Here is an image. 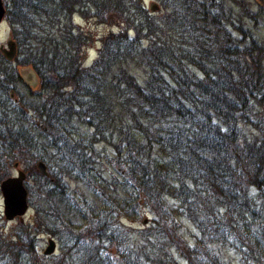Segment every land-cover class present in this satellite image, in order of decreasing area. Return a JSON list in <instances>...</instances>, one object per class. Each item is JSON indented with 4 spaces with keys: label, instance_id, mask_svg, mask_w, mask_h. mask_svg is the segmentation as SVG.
<instances>
[{
    "label": "trees",
    "instance_id": "obj_1",
    "mask_svg": "<svg viewBox=\"0 0 264 264\" xmlns=\"http://www.w3.org/2000/svg\"><path fill=\"white\" fill-rule=\"evenodd\" d=\"M158 1L164 13L157 18L140 0L5 3L16 55L11 62L0 55V182L12 176L13 158L32 161L24 185L36 228L19 224L12 238L0 234V264H39L34 250L43 229L64 238L67 250L80 249L79 264H110L101 253L107 244L123 245L117 264H162L165 244L186 264H223L219 259L213 263L206 250L227 235L233 238L237 221L254 214L248 191H264V123L252 119L255 106L264 107V43L243 26L242 14L251 17L250 10L244 0H232L241 14L230 0ZM74 15L99 24H112L111 19L118 23L119 31L101 40L88 67H83L82 56L90 39L73 26ZM21 67L37 74L39 87L31 93L40 98L19 99L11 111ZM135 69L144 71L141 82ZM29 112L40 127L25 126ZM83 112L88 118L96 113L108 124L115 153L144 199L163 203V190L180 199L202 234L191 249L165 228L161 213L154 212L153 225L138 230L146 242L157 240L150 254L148 246L124 241L123 227L108 207L86 203L83 210L84 204H77L65 179L74 173L69 165L87 159L70 130L73 117L80 119ZM248 125L257 131L252 139L243 136ZM155 149L165 160L156 161ZM49 150L62 164L47 167L44 177L34 165L45 162ZM76 229L83 233L76 234ZM242 240L247 249L252 239L246 235ZM243 249L238 251L245 256Z\"/></svg>",
    "mask_w": 264,
    "mask_h": 264
},
{
    "label": "rangeland",
    "instance_id": "obj_2",
    "mask_svg": "<svg viewBox=\"0 0 264 264\" xmlns=\"http://www.w3.org/2000/svg\"><path fill=\"white\" fill-rule=\"evenodd\" d=\"M3 1L4 3L7 2V0ZM244 1L246 2V5L249 8L250 14L252 16L250 17L248 15L242 14L243 26L246 31L249 32V34L257 39V41L264 43V0ZM140 2L142 5H144L149 15L156 16L157 18L164 13V9L161 4H159L160 2L158 0H140ZM228 4L234 8L236 13L241 14L240 7L235 4L234 1H228ZM152 7L156 8L155 12H151ZM231 21L237 25L234 19ZM4 22L5 23H3L0 27V47H6V42L10 40L11 30L7 21L5 20ZM109 22L113 23L99 24L92 18L85 19L80 15L73 16V26H76L78 31L86 34L90 39L85 49H83V67L90 66L94 62V59L97 58L98 50L102 44L101 40L105 36L107 37L109 33H117L119 31L116 20L111 19ZM232 30L234 36H239V38H242L241 33L234 29ZM12 68H16L14 64L12 65ZM21 68L23 69L24 67ZM133 73L140 82L142 78L145 77L144 71L142 69H135ZM19 79L20 83H16L14 88L16 91V96L14 97V95H11L10 98L11 102L9 103H11L13 108H10V106L8 107L11 109V111L15 110L14 107L19 99L28 101L29 98H33L35 100H39L40 98L37 94L33 95L31 93L36 92L39 86L35 89H32L24 84L20 75ZM31 114L33 113L29 112L27 114L29 122L25 120V126L27 127L29 125L31 127H40L39 125H35L34 120H36V118ZM97 115L98 114L94 113V118H88V114L83 112L82 118L79 119L73 117L72 119V128L70 129L72 132L71 138L79 143L82 148H84V153H82L84 157H87L84 164L81 162L74 165L68 164L74 173L72 176H66L65 182L68 185L69 190L72 191V197H74L78 205L81 206L84 204L82 207L83 210H87L86 203H91L93 205L96 204L95 206L97 209H104L108 207V210L114 216L115 221L123 227L124 241L136 246H148L150 254H152V248L155 249V246H157V240L151 237V242H146V239L139 235L140 233L138 230L153 225V220L156 218L154 212L163 214L165 217V228L169 227L175 231V233H177L183 242L189 245L188 247L191 249L195 244L194 242H196L197 239H201L202 234L189 219L186 210L182 206V203L179 202L180 199H177L173 192H165V190H163L161 191L163 203L159 201L158 205H153L152 203H149L147 199L142 197L143 193L140 194L136 189H134V185L126 175L127 169L124 163H122V158L117 157L115 153L116 151L114 145L116 142L110 137L108 124L104 125L102 122H100ZM252 119L264 123L263 106H255ZM96 124H98V127L102 129H94L92 126H96ZM135 133L136 132L133 130L130 132V134ZM243 134V136H245L247 139H252L253 136L257 134V131L251 125H248L243 127ZM46 158L47 160L45 162L43 161L46 168L49 166L54 167L56 163L60 164L58 155L54 151H47ZM154 158H156V161L160 162V160H165V154L159 152L158 149H155ZM37 163L38 162H36L34 165L36 170ZM10 164L11 165L9 168L11 170V174L12 176H15V165H18L17 169L20 168V170L25 172L26 168L32 165V161H26V159H23V157H16L10 161ZM29 184L30 187H35L32 180H29ZM248 192L250 198H252V208L254 209V214L252 216L249 215L247 219H244V222L237 221V230L235 233L233 232V238L231 235H227L226 237H223L224 240L222 239V241L220 240L214 242L210 251L206 250V252H209L208 254L210 256L212 255L214 257L213 263L216 262L215 259H219L223 264H264V191L260 192L256 191L254 188H250ZM1 199L2 197L0 193V234L4 238H12L15 234L13 230H15V227H17L19 224H23L32 229L36 228L35 220L32 219L33 209H31L26 214V216L22 218V220L16 219L11 222L5 221L4 217L2 216L3 205ZM163 208H165L164 212ZM79 214L80 216L84 217V213L79 212ZM74 220L76 223L79 222V219L74 218ZM77 226H80V223H78ZM76 230V234L81 235L83 233V231H79V229ZM213 230V228H211V230L208 229V232H210L212 235L214 232ZM54 232L57 234L58 231L54 230ZM37 235V246L34 251H36L38 255L37 257H39V260H37L39 264L80 263L81 250L77 248L75 249V247L67 250L63 244L64 238L60 239L58 236L45 232L44 229L42 233H38ZM246 235L252 240L250 243H248L247 249H243L242 246L244 244V240L242 239L246 237ZM48 239H55L56 252L55 255L44 257L43 252L48 246ZM151 243H154V245L151 246ZM105 246L107 248L101 253L107 254V259L109 258L111 262L110 264H117L118 255L123 249V245L120 246V249L118 247L111 248V245L108 244ZM183 247L185 248L186 245L183 244ZM240 248L245 250V256L241 255L238 251ZM161 255L164 259L162 264L187 263L175 248H169L166 246V244L164 245V253ZM255 261H258V263H255ZM146 264H151V262Z\"/></svg>",
    "mask_w": 264,
    "mask_h": 264
},
{
    "label": "water",
    "instance_id": "obj_3",
    "mask_svg": "<svg viewBox=\"0 0 264 264\" xmlns=\"http://www.w3.org/2000/svg\"><path fill=\"white\" fill-rule=\"evenodd\" d=\"M5 7L3 0H0V27L4 23L5 17ZM156 8L152 7L151 12H155ZM16 44L12 39L6 42V47H0V54L8 60L12 61L16 55ZM25 68V69H24ZM23 69H19V75L24 82V84L32 89H35L39 86V79L35 71L30 67H24ZM18 165H15V176H11L2 182H0V193L3 199V212L2 216L5 221L11 222L17 218H22L26 216V214L31 210L28 202V192L25 188L26 174L19 169H17ZM36 168L38 172L47 176V168L43 162H38L36 164ZM56 242L55 239H48V246L44 249L43 255L44 257H48L51 255H55L56 252Z\"/></svg>",
    "mask_w": 264,
    "mask_h": 264
}]
</instances>
